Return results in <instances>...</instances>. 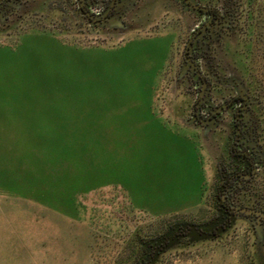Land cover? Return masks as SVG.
Segmentation results:
<instances>
[{"label": "rangeland", "instance_id": "rangeland-1", "mask_svg": "<svg viewBox=\"0 0 264 264\" xmlns=\"http://www.w3.org/2000/svg\"><path fill=\"white\" fill-rule=\"evenodd\" d=\"M151 9L137 33L33 12L0 34V264H120L136 230L208 213L212 162L174 85L183 27ZM255 20L264 92V0ZM252 251L238 226L159 264H249Z\"/></svg>", "mask_w": 264, "mask_h": 264}, {"label": "flooded vegetation", "instance_id": "flooded-vegetation-1", "mask_svg": "<svg viewBox=\"0 0 264 264\" xmlns=\"http://www.w3.org/2000/svg\"><path fill=\"white\" fill-rule=\"evenodd\" d=\"M258 0H0V34L33 12H61L89 34L141 32L143 16L161 5L183 27L174 72L181 121L212 162L209 211L175 220L155 235L136 230L120 264H159L173 248L218 242L244 227L264 259V92L255 73ZM249 264H253L251 255Z\"/></svg>", "mask_w": 264, "mask_h": 264}, {"label": "trees", "instance_id": "trees-1", "mask_svg": "<svg viewBox=\"0 0 264 264\" xmlns=\"http://www.w3.org/2000/svg\"><path fill=\"white\" fill-rule=\"evenodd\" d=\"M251 258L253 259V264H262L257 254L254 253V255H252Z\"/></svg>", "mask_w": 264, "mask_h": 264}, {"label": "water", "instance_id": "water-1", "mask_svg": "<svg viewBox=\"0 0 264 264\" xmlns=\"http://www.w3.org/2000/svg\"><path fill=\"white\" fill-rule=\"evenodd\" d=\"M260 261L262 262V264H264V259L259 257Z\"/></svg>", "mask_w": 264, "mask_h": 264}]
</instances>
